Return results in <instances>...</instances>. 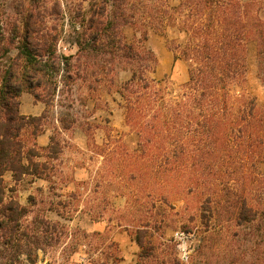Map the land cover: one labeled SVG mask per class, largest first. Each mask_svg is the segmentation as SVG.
Wrapping results in <instances>:
<instances>
[{
	"label": "rangeland",
	"instance_id": "1",
	"mask_svg": "<svg viewBox=\"0 0 264 264\" xmlns=\"http://www.w3.org/2000/svg\"><path fill=\"white\" fill-rule=\"evenodd\" d=\"M17 1L0 3L10 12ZM94 1L60 0L64 11L60 23L71 29L78 4L85 9ZM114 3L127 20L114 43L150 51L154 59L146 75L159 81L154 85L158 98L145 106L127 107L117 90L130 76L125 60L113 65L118 71L111 85L77 80L70 90L57 92L44 130L35 137L37 146H46L52 135L58 141V152L50 158L44 148L38 149L39 158L49 162V175L15 183L9 171L4 174L6 195L30 205L28 220L42 219L34 224L41 247L34 250L31 262L24 254L16 258L0 238V264H174L175 259L179 264H213L217 256L227 261L232 245L239 243L231 245L229 234L244 230L232 217L227 220L214 212L203 216L204 197L213 189L222 194L225 186L249 203L264 204V51L259 42L247 41L244 74L226 92L234 112L242 101L252 103L251 126L244 132L252 130V150L246 136L226 144V125L213 127L219 134L210 146L204 121L195 117L198 107H180L174 101L187 91L196 66L193 49L213 40L208 25L216 21L196 0ZM107 8L117 10L110 3ZM258 14L264 22V1ZM71 39L67 35V40H59L62 51H75L69 46ZM110 39L103 36L97 42L99 49L86 58L89 67L107 66L110 59L119 58L120 52L113 56L114 48L103 45ZM18 101L24 115H40L45 107L26 91ZM174 154L182 158L174 162ZM246 226L245 232L250 227ZM208 239L215 241L210 249ZM181 244L186 245V262L180 259ZM240 246L249 249L251 241ZM141 250L149 255L141 258Z\"/></svg>",
	"mask_w": 264,
	"mask_h": 264
},
{
	"label": "trees",
	"instance_id": "2",
	"mask_svg": "<svg viewBox=\"0 0 264 264\" xmlns=\"http://www.w3.org/2000/svg\"><path fill=\"white\" fill-rule=\"evenodd\" d=\"M48 1L19 0L10 12L0 3V238L16 258L24 254L31 262L34 261V250L40 246L34 224L42 219L28 220L30 205L21 204L16 198L6 195L4 174L9 171L15 183L28 176L42 178L49 175V162L39 158L41 153L38 149L44 148L50 158L51 154L58 152V141L52 135L46 146H37L35 137L44 130L43 125L57 92L70 90L77 80L111 85L118 71L114 66L125 60L130 76L117 90L127 107L133 109L134 104L145 106L155 103L158 98V89L154 85L159 81L146 75L154 59L150 51L139 52L130 43H114L115 36L120 34V26L127 22L124 11L114 3L115 0H95L85 9L79 3L75 22L69 30L59 21L64 17L60 0ZM263 1H253L256 10L252 20V0H196L197 6L205 8L209 19L217 24L208 25L213 40L197 44L198 47L193 49L196 66L186 84L187 91L174 101V105L198 107L195 117L204 121L205 140L210 146L219 134L213 127L226 125L227 129L225 127L223 131L226 144L246 136L249 141L247 147L252 150V130L244 133L251 126L252 103L242 101V106L234 112L226 92L244 74L247 41L255 39L264 51V22L258 14ZM108 3L117 10L112 8L108 11ZM219 24H224V27L219 28ZM67 35L72 36L69 46L73 45L74 52L66 53L58 45L59 40H67ZM103 36L111 39L107 45L105 42L101 44L114 48L111 49L113 56L120 52L119 56L117 53L119 58L113 57L107 66L96 63L89 67L86 58L99 49L97 42ZM23 91L30 92L44 103L40 115L19 112L18 96ZM175 117L180 119L178 114ZM60 121L65 124L67 119L60 118ZM174 156V162L182 158L181 155ZM200 207L206 218L213 212L227 220L232 217L234 224L244 230L242 234L241 229L229 234L231 245L233 241L239 243L236 247L232 245L227 261L217 256L213 264H264V204L249 203L247 197L224 186L222 194L213 189L204 197ZM247 224L250 227L245 232ZM208 240L211 243L206 247L210 249L215 241ZM249 241V249L247 245L240 246ZM137 242L143 249L142 241L137 239ZM202 246L200 244L198 250ZM148 255L146 250L139 253L141 258ZM173 263L179 264L176 259Z\"/></svg>",
	"mask_w": 264,
	"mask_h": 264
},
{
	"label": "clouds",
	"instance_id": "3",
	"mask_svg": "<svg viewBox=\"0 0 264 264\" xmlns=\"http://www.w3.org/2000/svg\"><path fill=\"white\" fill-rule=\"evenodd\" d=\"M180 251L182 253V255L180 256V259L184 260L185 262L187 261V252H186V245L185 244H181L179 246Z\"/></svg>",
	"mask_w": 264,
	"mask_h": 264
}]
</instances>
